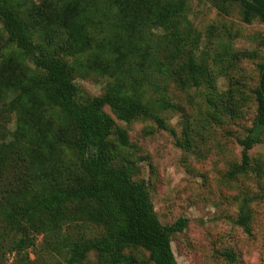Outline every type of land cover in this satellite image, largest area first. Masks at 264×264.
<instances>
[{
  "label": "trees",
  "instance_id": "trees-1",
  "mask_svg": "<svg viewBox=\"0 0 264 264\" xmlns=\"http://www.w3.org/2000/svg\"><path fill=\"white\" fill-rule=\"evenodd\" d=\"M219 1L239 3L245 22H264V0ZM186 2L0 0V119L17 118L14 129L0 126V264L7 253H15L13 264H84L91 253L96 264H178L171 236L188 219L161 222L117 119L153 118L175 134L159 112L171 103L167 95L145 100L150 86L159 88V73L182 89L207 83L214 118L240 108L238 100L219 108ZM108 16L112 36L100 29ZM82 58L110 76L102 94H84L75 82ZM258 70L254 123L264 127V61ZM240 141L233 174L251 169L258 138ZM241 223L248 229L247 217ZM40 235L42 258L34 262L28 249L36 251Z\"/></svg>",
  "mask_w": 264,
  "mask_h": 264
},
{
  "label": "rangeland",
  "instance_id": "rangeland-1",
  "mask_svg": "<svg viewBox=\"0 0 264 264\" xmlns=\"http://www.w3.org/2000/svg\"><path fill=\"white\" fill-rule=\"evenodd\" d=\"M186 1L185 13L200 34L198 54L214 71L219 108L234 100L240 108L235 115L223 111L214 118L210 112L218 107L208 99L207 83L182 89L167 73H159L154 80L159 88L150 86L145 100L167 95L171 103L159 112L175 134L153 118L132 123L117 119V123L128 129L132 156L140 168L138 178L147 181L161 222L188 219L184 230L171 236L178 264H264V127L254 123L252 95L258 84V63L264 61V22L258 18L245 22L239 3ZM113 22L108 16L100 25L108 36L115 30ZM185 59L182 56L175 63ZM78 63L82 72L75 82L81 92L102 94L110 76L92 72L86 58ZM234 82L239 83L230 98ZM186 118L191 130L188 135L184 133ZM16 119L14 115L1 118L0 126L14 129ZM248 135L258 138L250 150L252 167L246 173L233 174L234 166L242 163L240 140ZM246 217L248 229L241 223ZM42 242L40 235L36 251L28 249L34 262L42 258ZM2 259L4 264H13L16 255L7 253ZM84 264H96L95 254Z\"/></svg>",
  "mask_w": 264,
  "mask_h": 264
}]
</instances>
